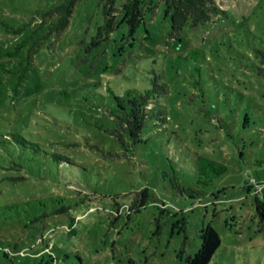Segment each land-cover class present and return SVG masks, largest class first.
<instances>
[{
	"label": "rangeland",
	"instance_id": "374dc122",
	"mask_svg": "<svg viewBox=\"0 0 264 264\" xmlns=\"http://www.w3.org/2000/svg\"><path fill=\"white\" fill-rule=\"evenodd\" d=\"M64 1L0 0V264H184L210 226L222 245L209 264H264L251 181L264 179V0H216L223 11L180 38L164 0H79L52 32ZM157 75L168 118L127 152L112 110L132 102L140 122L155 101L134 97ZM191 152L230 171L198 185Z\"/></svg>",
	"mask_w": 264,
	"mask_h": 264
},
{
	"label": "trees",
	"instance_id": "16d2710c",
	"mask_svg": "<svg viewBox=\"0 0 264 264\" xmlns=\"http://www.w3.org/2000/svg\"><path fill=\"white\" fill-rule=\"evenodd\" d=\"M79 0H65L62 4L57 5L54 9L58 13V21L51 26V31L60 32L70 22V17L74 11V7ZM169 10L172 11L173 19V36L181 37L183 30L186 26L196 28L202 24L210 21L214 15L220 14L223 10L217 4L216 0H164ZM118 23V22H117ZM117 23L113 18H107L106 29L113 30L116 28ZM194 58H198L200 55L199 51H194ZM261 57V64L255 65V68L261 74H264V50L259 49ZM14 55L15 53H10ZM28 67H25L23 73L19 77L18 85H20L27 76ZM168 92L167 83L160 81V76L157 75L154 79V86L151 90L146 93H142L134 99H139L146 103L155 101V104L151 108H144L140 114V122L138 116L135 115L134 103H119L116 109L112 110V120L114 121L113 127H108L106 130L115 136L119 144L129 152L133 150L138 142L143 141L142 139L135 138L136 131L140 132L139 136L143 138V130L149 124L148 120L153 119L156 124L162 120L165 121L168 118L165 105L163 103L164 97ZM148 105V104H147ZM141 124V125H138ZM140 126V128H138ZM12 138L4 136L3 138L10 140L11 142L27 143V140L23 139L20 134L13 133ZM0 141L2 137L0 136ZM112 154V152H111ZM193 155V156H192ZM189 157L193 160L195 166L197 184L209 185L217 177L222 176L230 171L229 165L225 162L213 159L206 155L191 152ZM55 158L60 161H68L69 157L56 153ZM262 162V160H259ZM264 179L259 181L263 183ZM173 182L176 186H179L184 193L191 196H201L203 190L195 188L193 186L183 185L178 178L177 169L174 166ZM152 194L148 187L137 191L134 196L133 205L135 207H142L147 205L148 201L152 200ZM258 201L260 199L257 198ZM258 214L262 226L264 227V201L259 205ZM222 245V239L219 232L210 226L205 234L203 235V245L199 253L195 256H188L185 259L184 264H209L212 260L213 255L217 249ZM127 264H132V261Z\"/></svg>",
	"mask_w": 264,
	"mask_h": 264
},
{
	"label": "built area",
	"instance_id": "2783aa9c",
	"mask_svg": "<svg viewBox=\"0 0 264 264\" xmlns=\"http://www.w3.org/2000/svg\"><path fill=\"white\" fill-rule=\"evenodd\" d=\"M251 181H253V182L257 183V184H260V182L257 181L255 178H252ZM261 184H262V183H261Z\"/></svg>",
	"mask_w": 264,
	"mask_h": 264
},
{
	"label": "crops",
	"instance_id": "0c3cea01",
	"mask_svg": "<svg viewBox=\"0 0 264 264\" xmlns=\"http://www.w3.org/2000/svg\"><path fill=\"white\" fill-rule=\"evenodd\" d=\"M263 181H264V180H263ZM262 185H263V190H262V191H263V194H264V182L262 183Z\"/></svg>",
	"mask_w": 264,
	"mask_h": 264
}]
</instances>
